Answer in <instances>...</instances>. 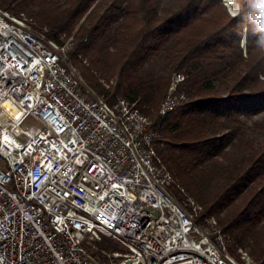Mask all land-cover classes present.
Instances as JSON below:
<instances>
[{
	"label": "built area",
	"instance_id": "obj_1",
	"mask_svg": "<svg viewBox=\"0 0 264 264\" xmlns=\"http://www.w3.org/2000/svg\"><path fill=\"white\" fill-rule=\"evenodd\" d=\"M74 49L73 35L0 8V264H259L203 216L156 148L188 99L185 74H173L155 122L90 87Z\"/></svg>",
	"mask_w": 264,
	"mask_h": 264
},
{
	"label": "trees",
	"instance_id": "obj_2",
	"mask_svg": "<svg viewBox=\"0 0 264 264\" xmlns=\"http://www.w3.org/2000/svg\"><path fill=\"white\" fill-rule=\"evenodd\" d=\"M235 4L236 15L223 0H0L12 13L27 9L55 38L73 35L71 57L84 81L111 104L117 96L138 102L155 122L173 74L183 72L188 99L161 123L156 148L203 216L216 217L264 264V143L247 137L242 119L264 110V46L257 44L264 0ZM161 54L168 73L150 77L148 65ZM112 76L116 84L106 89L100 79ZM234 145L240 156H231ZM99 245L117 248L108 238Z\"/></svg>",
	"mask_w": 264,
	"mask_h": 264
},
{
	"label": "rangeland",
	"instance_id": "obj_3",
	"mask_svg": "<svg viewBox=\"0 0 264 264\" xmlns=\"http://www.w3.org/2000/svg\"><path fill=\"white\" fill-rule=\"evenodd\" d=\"M223 1H224V3L226 5H228V9H229L231 14L236 15L238 13V7L235 4V0H223ZM167 2H168V0H158V3L161 6L165 5ZM21 11L25 12L27 15H30L29 11L27 9H23ZM30 17H31V15H30ZM247 34H248L247 30H244L243 36H242L243 37V39H242V47L244 48V50H246V42H247V38L246 37H247ZM165 55L166 54L159 55L158 57L154 58L153 61L148 65V70H149V73H150V75H149L150 77H158V76L166 75L168 73L169 67H168V63H167V59H166ZM111 78H114L115 82H116V77L115 76H112ZM242 119L244 120V122L248 126V128L246 129L247 137L250 138L251 140L255 141L256 144L264 143V128H260L258 126H255L256 124H258V125H261V126L264 127V110H262V111H260V112H258L256 114H253L250 117L243 116ZM235 143H238V141L236 140ZM232 148L234 150H233L231 156H233V157L240 156L239 155L240 154L239 147H236L234 145ZM205 185L207 186L208 189L212 190L216 186V180L212 179L210 177L209 181H205ZM262 230L264 232V227L262 228ZM116 246H117V248H121V246L118 245V244H116ZM243 248L246 249L251 255L250 246H247L246 248L243 247ZM230 252L232 254H234V255L237 254V250H235L233 247L230 248ZM254 260H256V259L254 258Z\"/></svg>",
	"mask_w": 264,
	"mask_h": 264
},
{
	"label": "clouds",
	"instance_id": "obj_4",
	"mask_svg": "<svg viewBox=\"0 0 264 264\" xmlns=\"http://www.w3.org/2000/svg\"><path fill=\"white\" fill-rule=\"evenodd\" d=\"M260 27H261L262 30H264V25H261ZM257 44L260 45V46H264V35L260 36Z\"/></svg>",
	"mask_w": 264,
	"mask_h": 264
},
{
	"label": "water",
	"instance_id": "obj_5",
	"mask_svg": "<svg viewBox=\"0 0 264 264\" xmlns=\"http://www.w3.org/2000/svg\"><path fill=\"white\" fill-rule=\"evenodd\" d=\"M247 38V37H246Z\"/></svg>",
	"mask_w": 264,
	"mask_h": 264
}]
</instances>
